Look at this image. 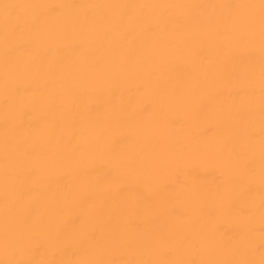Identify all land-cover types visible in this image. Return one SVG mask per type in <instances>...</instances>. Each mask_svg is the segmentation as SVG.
Masks as SVG:
<instances>
[{"label":"bare ground","instance_id":"bare-ground-1","mask_svg":"<svg viewBox=\"0 0 264 264\" xmlns=\"http://www.w3.org/2000/svg\"><path fill=\"white\" fill-rule=\"evenodd\" d=\"M0 264H264V0H0Z\"/></svg>","mask_w":264,"mask_h":264}]
</instances>
